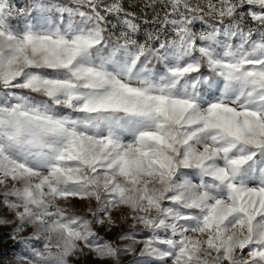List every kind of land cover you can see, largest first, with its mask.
I'll use <instances>...</instances> for the list:
<instances>
[{"label":"snow or ice","instance_id":"snow-or-ice-1","mask_svg":"<svg viewBox=\"0 0 264 264\" xmlns=\"http://www.w3.org/2000/svg\"><path fill=\"white\" fill-rule=\"evenodd\" d=\"M0 226L16 264H264V0H0Z\"/></svg>","mask_w":264,"mask_h":264},{"label":"rangeland","instance_id":"rangeland-1","mask_svg":"<svg viewBox=\"0 0 264 264\" xmlns=\"http://www.w3.org/2000/svg\"><path fill=\"white\" fill-rule=\"evenodd\" d=\"M21 5L23 4V0H19ZM127 4V0H125ZM199 27V25H197ZM148 28L145 29L147 31ZM77 210H81V206L78 202H76ZM131 225V221H120L118 227H114L110 233H105L104 229H97L102 236H106L107 239H115L116 233L121 230H128ZM137 230L142 229V225H137ZM11 229L9 227L0 226V237H2V242H0V264H16L17 254L20 252V245L16 244L8 235ZM27 234V233H25ZM139 234V232H138ZM140 245H136V251L138 252ZM134 260V256L131 253H126L122 256V261L125 264H130L131 261ZM73 264H101L100 261L94 259L93 255L87 250H85V254L81 255L79 259H74Z\"/></svg>","mask_w":264,"mask_h":264},{"label":"trees","instance_id":"trees-1","mask_svg":"<svg viewBox=\"0 0 264 264\" xmlns=\"http://www.w3.org/2000/svg\"><path fill=\"white\" fill-rule=\"evenodd\" d=\"M24 1V0H23Z\"/></svg>","mask_w":264,"mask_h":264}]
</instances>
